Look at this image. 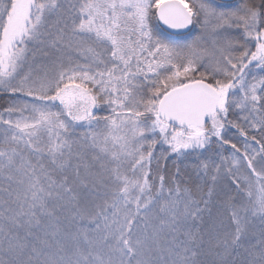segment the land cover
<instances>
[{
    "label": "snow or ice",
    "instance_id": "6c2138e0",
    "mask_svg": "<svg viewBox=\"0 0 264 264\" xmlns=\"http://www.w3.org/2000/svg\"><path fill=\"white\" fill-rule=\"evenodd\" d=\"M0 264H264V0H0Z\"/></svg>",
    "mask_w": 264,
    "mask_h": 264
}]
</instances>
